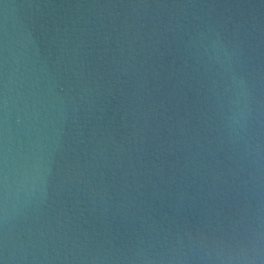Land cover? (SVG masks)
I'll return each instance as SVG.
<instances>
[{"label": "water", "instance_id": "1", "mask_svg": "<svg viewBox=\"0 0 264 264\" xmlns=\"http://www.w3.org/2000/svg\"><path fill=\"white\" fill-rule=\"evenodd\" d=\"M0 264H264V0H0Z\"/></svg>", "mask_w": 264, "mask_h": 264}]
</instances>
